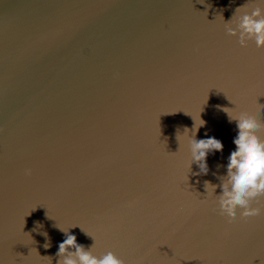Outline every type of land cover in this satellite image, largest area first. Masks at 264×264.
Returning <instances> with one entry per match:
<instances>
[{
	"label": "water",
	"instance_id": "95a60500",
	"mask_svg": "<svg viewBox=\"0 0 264 264\" xmlns=\"http://www.w3.org/2000/svg\"><path fill=\"white\" fill-rule=\"evenodd\" d=\"M246 3L0 0V264H58L61 230L124 264H264V210L229 222L204 188L236 150L223 109L264 123V49L225 32ZM194 131L223 144L207 175Z\"/></svg>",
	"mask_w": 264,
	"mask_h": 264
},
{
	"label": "clouds",
	"instance_id": "9594fccd",
	"mask_svg": "<svg viewBox=\"0 0 264 264\" xmlns=\"http://www.w3.org/2000/svg\"><path fill=\"white\" fill-rule=\"evenodd\" d=\"M261 2L264 3V0ZM225 32L228 37L237 38L241 48H247L252 42L256 48L264 49V7L250 6L249 3L237 7L232 18L225 22ZM233 110L223 109L230 122L235 121L238 128V135L233 141L236 150L231 152L228 159L227 174L218 177L221 181L219 185H213L209 181L204 182L207 196L215 197L218 214L229 222L237 219V210H240L239 218L245 220L259 216L264 210V203L260 199L264 197V123L246 111L233 114ZM203 123L202 121L200 126ZM187 133L188 130L185 129L184 134ZM184 136L189 152L188 173L195 163L199 167V172L193 174L207 175L208 154L222 152L223 144L215 138L196 140L195 131L191 137ZM24 174L30 176L31 169H25ZM217 187L222 189V193L218 196L214 195ZM253 202L260 206L253 207ZM61 231L65 233L66 238L59 244L56 253L59 258L58 264H124V261L112 251L100 256L95 255L97 241L94 238V244L86 250L83 245L77 243L76 236L70 234L69 230ZM50 246V242L44 245L46 249ZM48 259L51 261V257Z\"/></svg>",
	"mask_w": 264,
	"mask_h": 264
}]
</instances>
